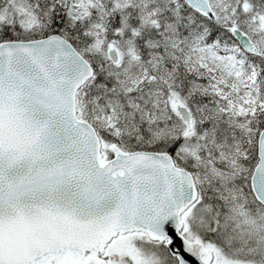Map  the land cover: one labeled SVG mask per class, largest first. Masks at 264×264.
Here are the masks:
<instances>
[{
	"label": "snow or ice",
	"instance_id": "obj_1",
	"mask_svg": "<svg viewBox=\"0 0 264 264\" xmlns=\"http://www.w3.org/2000/svg\"><path fill=\"white\" fill-rule=\"evenodd\" d=\"M0 264H264V0H0Z\"/></svg>",
	"mask_w": 264,
	"mask_h": 264
}]
</instances>
